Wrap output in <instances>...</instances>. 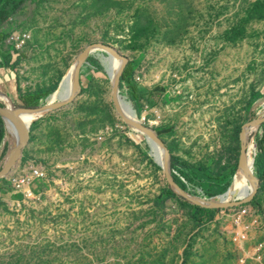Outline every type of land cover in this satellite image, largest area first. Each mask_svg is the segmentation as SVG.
Listing matches in <instances>:
<instances>
[{
    "label": "rangeland",
    "instance_id": "obj_1",
    "mask_svg": "<svg viewBox=\"0 0 264 264\" xmlns=\"http://www.w3.org/2000/svg\"><path fill=\"white\" fill-rule=\"evenodd\" d=\"M6 23L2 45L19 62L14 94L0 91L14 107L18 94L48 103L86 47L110 46L131 66L119 95L182 169L170 160L171 177L219 202L245 126L264 114V0H24ZM16 34L29 36L24 50ZM109 68L105 52L88 56L74 101L33 121L0 180V264H264V123L250 138L253 200L201 207L118 114ZM0 120L1 169L13 138ZM33 168L44 175L26 193L12 179Z\"/></svg>",
    "mask_w": 264,
    "mask_h": 264
},
{
    "label": "water",
    "instance_id": "obj_2",
    "mask_svg": "<svg viewBox=\"0 0 264 264\" xmlns=\"http://www.w3.org/2000/svg\"><path fill=\"white\" fill-rule=\"evenodd\" d=\"M99 48H103V49L107 50L111 56H116V57L120 58V60L123 61V64L120 68V71L112 83V99L114 101V105L117 109L118 114L128 125L134 126L138 129H140L141 131L147 133L155 141V143L157 145L162 147L167 152L165 146L158 140L155 133L151 130V128H149V126L147 124H142L140 121L133 120V119H130L127 116H125V113L135 116L133 109L128 104L125 105V102L123 100L120 101L121 96L119 95V85H120V81H121L120 78L122 76V73H123V70H124L125 64H126L125 58H123L121 55H119L110 46L103 45V44H94V45H89L88 47H86L81 53V55H82L81 59L78 62L76 70H75L74 86H73L74 93H71L70 96L63 98L61 100H58L57 102H48L46 104H43L40 106H35V107H24V106L23 107H14L12 104H10V105L5 104L4 106L0 105V115H1L2 119L5 121V124H6V118L9 117V118L13 119V121L16 123V125L18 126V128L21 131L20 139L17 141V143L13 144L12 147L7 152L4 165L0 169V180L2 178L7 177L10 174H12V172L15 169L17 162L19 161L20 157L23 154L24 148L26 147V145L30 141V131H31V125L33 122L26 121L23 117V114L30 113V112H41L42 116H43V115L48 114L54 110L64 108L65 106L72 103L74 101V99L76 98L77 94L79 93L80 89H81L80 74H81L82 67H83L86 59L88 58V56ZM122 106H123V109H125V113L122 109ZM263 123H264V114L261 117H259L258 119L252 121L250 124H247L246 126L251 125V124H256L257 127H260ZM8 133L10 134L9 130H8ZM242 138H243V133L241 134V147H242L241 148V155H240V162L241 163L246 161V157L248 154L247 146L244 143V141H242ZM170 160H171V158H169V154L167 152V159H166L165 164L162 166L163 167L162 169L165 173V176H167V178H168V182L172 185L174 192L176 194L180 195L181 197H183L184 199L190 201L191 203H194V204L199 205L201 207L209 208V209H222V208L230 207V206H243L247 203H250L258 191L259 179H258V177L254 176V179L256 181V186H255L254 190L252 191L251 195L246 200H236L233 202H231V201L226 202V201H223L222 199H220L219 202H213V203L206 204V203L201 202L200 200H197L194 197H192L190 194H188L186 191H184L174 181V179L171 177L172 175H171V169H170ZM223 196H224V194L221 195L220 198H222Z\"/></svg>",
    "mask_w": 264,
    "mask_h": 264
},
{
    "label": "bare ground",
    "instance_id": "obj_3",
    "mask_svg": "<svg viewBox=\"0 0 264 264\" xmlns=\"http://www.w3.org/2000/svg\"><path fill=\"white\" fill-rule=\"evenodd\" d=\"M97 50L103 51L107 54V61L109 62V67H110L109 68V75H110L111 81L113 83L115 77H117V75L120 71V68L123 64V61L120 60V58H118L116 56H111L110 53L103 48H99ZM97 50H95V51H97ZM81 56L82 55H80L79 59L77 61H75L74 64L68 69V71L66 72V74L64 75V77L60 83L59 89L56 90L50 96L49 102H55L57 100H61L63 98L70 96L71 93H74L73 86H74L75 70H76L78 62L81 59ZM0 98L2 100H4L5 103L8 105L12 104L10 97L8 95H6L5 93H3L2 91H0ZM122 100L123 99L120 98V101H122ZM126 104L127 103H125V105ZM122 109H123V106H122ZM123 111L125 113V109H123ZM45 115H43V116H45ZM43 116H42L41 112H30V113L23 114L24 119L28 122H33V121H35V120H37ZM125 116H127L130 119L140 121L136 118V116H133L131 114L125 113ZM253 125L254 124L245 126V129H244L245 132H244V140L243 141L246 144L247 149H248L246 161L243 163L240 162V169L236 172L232 185L228 188L227 192L224 193V196L222 198H220L221 195L218 197L219 200L222 199L223 201H226V202L233 201V200H246L251 195L252 191L254 190V188L256 186V181L254 179V176H255V173H254V171H255L254 170L255 169L254 154L256 151V147H255L254 143L250 141V138L255 132H257L258 127H257V125H254V126ZM6 126H7V129L9 130V132L11 134V137L13 138V144L17 143V141L21 137L20 129L18 128L16 123L13 121V119H11L9 117L6 118ZM129 126L132 127L135 130V132L137 131L138 133L142 134L145 137L146 141H148L153 146H155V148L159 151V162H158V164L161 168H163L162 166L165 164L166 159H167V157H166L167 152L162 147L157 145L155 143V141L147 133L141 131L140 129H138L134 126H131V125H129ZM17 165H18V162H17L16 166ZM195 199H197V198H195ZM197 200H200L201 202H204L206 204L213 203L211 201H205V199L204 200L197 199Z\"/></svg>",
    "mask_w": 264,
    "mask_h": 264
},
{
    "label": "trees",
    "instance_id": "obj_4",
    "mask_svg": "<svg viewBox=\"0 0 264 264\" xmlns=\"http://www.w3.org/2000/svg\"><path fill=\"white\" fill-rule=\"evenodd\" d=\"M23 1L24 0H0V27L16 13V11L19 9V6L23 3ZM130 74H131V66L130 64L126 63L122 76L120 78L121 81L125 80L126 77H129ZM53 88H56V86H54ZM44 96L45 93L27 94L21 98L23 102V106L34 107L38 103V101ZM0 105L4 106L5 104L0 103ZM0 122L2 123L3 121L0 120ZM7 150H8V145L7 142H5L3 152L7 153ZM176 165H177V159L172 158L171 159L172 170H175V168L178 170H182L180 167H177Z\"/></svg>",
    "mask_w": 264,
    "mask_h": 264
},
{
    "label": "crops",
    "instance_id": "obj_5",
    "mask_svg": "<svg viewBox=\"0 0 264 264\" xmlns=\"http://www.w3.org/2000/svg\"><path fill=\"white\" fill-rule=\"evenodd\" d=\"M6 22L0 27V83L5 86H10V89L13 91L12 94H14L15 91L13 90V88L16 85L17 75L15 73L16 71L14 72L11 68L13 66L10 65H13L12 62H14V60H17L19 62V59L17 57L19 56V53H16V55H14L12 52V54L10 55V52H8L7 49L2 45L4 41L3 39L5 38L4 30L6 28ZM24 48L25 46L22 48V50H24ZM27 94H18V96L15 97V101L18 107H23L21 98Z\"/></svg>",
    "mask_w": 264,
    "mask_h": 264
},
{
    "label": "built area",
    "instance_id": "obj_6",
    "mask_svg": "<svg viewBox=\"0 0 264 264\" xmlns=\"http://www.w3.org/2000/svg\"><path fill=\"white\" fill-rule=\"evenodd\" d=\"M27 39H29V36L25 34H16L11 37L12 43L15 44L17 49H22ZM172 173L176 174V170H172ZM43 175H44L43 171H40L38 168H33L29 172L14 176L12 180L17 188L22 189L26 193H28L31 192L30 185L32 179L36 177H41Z\"/></svg>",
    "mask_w": 264,
    "mask_h": 264
}]
</instances>
